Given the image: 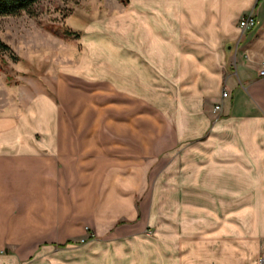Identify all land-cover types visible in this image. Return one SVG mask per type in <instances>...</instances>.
Masks as SVG:
<instances>
[{
	"label": "crops",
	"instance_id": "0c3cea01",
	"mask_svg": "<svg viewBox=\"0 0 264 264\" xmlns=\"http://www.w3.org/2000/svg\"><path fill=\"white\" fill-rule=\"evenodd\" d=\"M251 11L256 25L244 31L240 19ZM115 26L116 57L111 64L116 68L117 90L152 92L149 97L162 93L169 106L179 108L172 138L174 145H187L178 163H170L166 170L165 185L180 186L178 201L200 208L194 220L187 217L181 225L158 232L162 238L152 237L158 250H150L147 264H172L173 254L178 264H260L264 76L259 71L264 61V0H131L117 11ZM108 49L112 53L113 48ZM45 96V110L36 100L30 106L25 100L17 110H0V219H31L36 226L42 224L43 212H54L59 222L68 220V226L75 221L76 226L80 222L74 218L81 207L77 203L84 202L93 181L103 185L105 173L106 188L100 192L110 195L114 204H120L122 196L134 195L133 188L123 191V185L141 177L123 163L130 160L125 155L138 152L136 114L121 118L127 132L124 127L117 129L113 140L97 129L74 128L69 133L63 126L67 118ZM216 104H221L219 113L214 112ZM113 147L116 150H108ZM107 155L113 160L108 172ZM166 195L171 202L172 192ZM235 204L244 205L241 209ZM135 212L139 217L137 208ZM7 225L6 234H14L15 223ZM35 226L27 235L43 234ZM161 248L172 253L156 263L153 259ZM93 261L97 258L84 263Z\"/></svg>",
	"mask_w": 264,
	"mask_h": 264
},
{
	"label": "rangeland",
	"instance_id": "374dc122",
	"mask_svg": "<svg viewBox=\"0 0 264 264\" xmlns=\"http://www.w3.org/2000/svg\"><path fill=\"white\" fill-rule=\"evenodd\" d=\"M130 2L40 0L29 12L0 17V39L10 45L17 57L14 59L9 53L0 55V110H17L25 100L29 106L36 100L45 110L47 95L59 106L60 115L67 118L62 123L69 133L74 128L85 132L97 129L111 134V140L117 129L124 127L127 132L121 118L134 113L138 152L125 155L130 160L123 166H133L137 172L134 174L141 177L134 184L123 185V191L127 186L133 188L134 195L122 196L118 205L110 200V195L100 192L106 188V173L102 186L93 181L84 202L77 203L81 207L74 218L80 222L76 226L75 221L68 226V220L59 222L54 212H43L44 220L36 226L31 219H0V264H8L9 260H18L19 264H52L53 259L61 260L59 264H64L62 260L89 264L84 262L95 258L97 261L90 264H147L150 250H158L152 237L162 238L158 232L181 225L187 217L194 220L199 212L194 204L178 201L180 186L174 189L165 185L166 170L170 163H178L179 153L187 145H174L172 138L179 108L169 106L162 93L149 97L152 92L121 91L115 84L116 68L111 61L116 57V14ZM66 30L78 35L68 36ZM104 75L109 78H102ZM115 99L125 103L118 104ZM148 107L150 113L145 111ZM214 112L219 113L215 107ZM63 142L66 145L67 140ZM105 161L108 172L113 160L107 155ZM168 192H172L171 202ZM243 205L235 204L241 209ZM59 218L62 220L61 213ZM10 222L15 223V233L8 235L5 227ZM32 226L43 234L27 235ZM56 231L59 235L52 234ZM160 250L153 259L156 263L172 253ZM169 258L172 264H178L177 256Z\"/></svg>",
	"mask_w": 264,
	"mask_h": 264
},
{
	"label": "trees",
	"instance_id": "16d2710c",
	"mask_svg": "<svg viewBox=\"0 0 264 264\" xmlns=\"http://www.w3.org/2000/svg\"><path fill=\"white\" fill-rule=\"evenodd\" d=\"M40 0H0V17L9 15H20L22 12H29ZM66 35H78L71 30L65 31ZM9 53L12 58L17 59L10 45L0 39V55Z\"/></svg>",
	"mask_w": 264,
	"mask_h": 264
},
{
	"label": "built area",
	"instance_id": "2783aa9c",
	"mask_svg": "<svg viewBox=\"0 0 264 264\" xmlns=\"http://www.w3.org/2000/svg\"><path fill=\"white\" fill-rule=\"evenodd\" d=\"M256 17H255V13L254 11H251L249 13H247L246 15H244L239 22V26L241 27L242 30H248L250 28H253L256 25ZM261 76H264V61L261 62V67H260V71H259ZM228 96V91L224 90L223 91V97H227ZM215 110L216 111H220L221 110V104H216L215 105ZM260 264H264V256L261 258L260 260Z\"/></svg>",
	"mask_w": 264,
	"mask_h": 264
}]
</instances>
